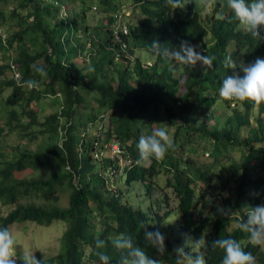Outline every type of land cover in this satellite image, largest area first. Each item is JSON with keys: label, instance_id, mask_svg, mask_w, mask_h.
I'll return each mask as SVG.
<instances>
[{"label": "trees", "instance_id": "1", "mask_svg": "<svg viewBox=\"0 0 264 264\" xmlns=\"http://www.w3.org/2000/svg\"><path fill=\"white\" fill-rule=\"evenodd\" d=\"M11 1L14 0H0V4ZM15 1L11 11L0 10V28L18 19L17 29L6 39L0 29L1 99L6 89L12 90L4 102L8 117L5 128L0 125V145L3 147L1 138L5 137V131L8 135L17 133L29 141L45 136L46 141L34 151L18 146L15 150L20 149V152L12 157L1 153L0 199L4 205L17 207L7 215H0V228L28 220L41 225H49L55 220L66 222L60 254L53 258L38 254L36 257L42 259L43 264H103L98 251L110 257L109 264H119L124 253L112 246L110 238L121 234L131 236L147 255L159 259L160 264H176L175 250L179 241L174 242L165 227L170 212L161 215V204L156 211L153 209L154 177L160 174L162 165L168 171H174V182L168 180V184L174 188L179 200L180 229L196 239L207 238L208 242L200 252L206 264H221L224 252L213 249L211 242L229 237L251 252L257 264H264V252L251 242L245 244L250 241L249 234L238 227L240 221L246 220L249 207L254 208L261 202L252 192L264 188V178L252 176L256 167L264 169V103L239 101L244 110L234 108L231 116H214L211 111L204 119L196 120L197 115L210 110L221 99L219 91L224 79L234 74L235 70L223 66L227 57L236 60L244 54L247 62H253L264 56V40L254 39L239 23L228 0L218 4L224 8L225 15L213 14L208 22H204L198 13H193L187 21L177 22L175 13L178 11L173 13L171 6H166V0H158L154 3L157 7L153 12L154 19L134 30L133 37L127 39L126 51L110 42L111 32L104 35L99 25L91 26L87 21L89 12L94 13L90 19L95 18L94 0H78L82 3L81 10L72 15L68 12V17L62 15L63 8L69 10L74 0ZM108 3L109 0H101L106 12L111 9L106 8ZM228 8L230 12L226 13ZM218 11L216 6L215 13ZM261 34L264 35V30ZM182 40L198 46L203 54L215 56L213 67L204 70L198 62L188 70L181 65L183 70L176 78L171 69L173 61L157 55L151 44L157 41L162 48L172 52L179 50ZM88 43H91L90 47ZM232 43H235L234 49ZM11 49L15 56L12 64L8 61ZM136 50H144L153 57V65L144 68L139 56L133 61ZM132 61L135 62L133 66ZM12 66L20 70L21 81L36 79L39 88L28 90L27 86H19ZM34 66L43 67L47 77L36 74ZM57 90L61 92L62 107L41 121L40 110L33 108V102H39L47 94L54 95ZM90 94H94L98 105L95 117L102 121L109 119L111 128H107L106 136H115L127 144L137 161L140 159L137 144L141 136H148L157 128H175L174 156L167 154L165 160L153 158L149 166L138 165L125 181L128 186L134 181L144 183L152 205L150 212L125 201L121 188H111V182H107L104 174L112 160L105 157V163H99L102 169L96 171L92 154L96 136H88L84 128L92 118H84L80 113L87 109ZM223 101L228 103V100ZM212 118L214 124L210 123ZM198 136L212 143L210 156L213 162L209 166H196L200 159L195 162L190 158L183 159L181 152H187L185 146L198 142ZM232 146L243 148L245 153L239 162L226 166L223 158ZM46 167L53 168L47 180H25L15 176L16 172ZM225 172L229 174L226 178ZM213 176L221 179L219 185L214 183ZM197 181L203 184V193L205 189H212L213 195L220 197L222 207L231 208L235 214L221 216L216 212L200 219L196 215L198 202L193 188ZM66 188L71 190V196L69 207L64 209L57 205L58 192ZM37 194L49 204L37 206L18 202L21 196ZM233 223H237V227L232 228ZM145 225L150 231L159 230L165 236V255H158L151 246L145 245ZM97 239L106 241L103 249L96 248ZM17 264H22L21 260L18 259Z\"/></svg>", "mask_w": 264, "mask_h": 264}, {"label": "clouds", "instance_id": "2", "mask_svg": "<svg viewBox=\"0 0 264 264\" xmlns=\"http://www.w3.org/2000/svg\"><path fill=\"white\" fill-rule=\"evenodd\" d=\"M198 1H202V2L197 3ZM155 2H158V0H109V3L106 5V8L110 7L111 9L108 12H106L105 8L102 7L100 0L98 4L93 5L94 7L93 10L96 11L98 10V8L101 9L100 12H103L104 14V16L102 17L103 20L102 22H100V24L95 23L96 25L94 24L93 25L94 26L99 25L104 35L107 34L108 32H111L113 36H112V41L110 42L114 46L119 47L122 51H126V49L129 46L127 39L130 36L133 37L134 30L142 26L143 23L147 21H152L154 19L155 16L153 12L156 11L157 9L156 5L154 4ZM211 2L215 3L213 14L225 15L224 8L218 6V4L223 3L221 0H212V1L166 0V6H171L173 13L175 10H177L178 14L175 13V20H177V22H183L193 17V13H198V15H201L202 18L204 10L209 5H211L210 4ZM216 6L220 9L218 13H215ZM228 6L233 11L235 18L239 21V23L242 26L245 27V29L251 34V36L254 39H259L261 41L264 40V35L261 34V31L264 30V0H228ZM68 12H70V10L64 7L62 11V15L64 14L63 16H66ZM229 12L230 10L228 8V11H226V13ZM213 14L206 18H202V20L204 22H208L209 18L213 17ZM0 32L2 31L0 30ZM7 37L8 35L4 34V38L6 39ZM90 44L91 43H88L87 46L90 47ZM151 47L153 48V50L157 55H163L164 57L169 58L172 61H175L178 65H184L185 68H188V70L194 68L198 62L204 68V70L208 68H212L214 65V61L216 60L215 56L201 53V50L197 49L198 46L192 45L187 40H182L179 46V50L172 52H170L168 48H162V46L157 41H153ZM141 51L146 53L145 56L149 60H145L144 62L142 55L140 53H139L140 55H138V50H136L135 56L132 57V60L134 61L136 57L139 56L142 59V63H143L142 66L144 68L151 67L154 63V58L147 55L148 53L146 51L140 50V52ZM10 54L11 56L8 59V61L10 62V64H12V61L14 60L15 57L14 51L12 49L10 51ZM133 61L131 66H133V64L135 63ZM223 66L225 68L232 70H235L237 68L236 61L231 56L227 57L223 61ZM12 68L14 70L13 71L14 77L15 79H17V83L19 86L21 87L27 86L28 90L39 88L38 80L28 79L21 81L20 70L14 66H12ZM240 69L244 73L243 77H241L238 73L227 76L224 79L223 84L220 88L219 95L223 99L228 100L227 106L229 105L228 106L229 108L230 107L232 108V103L233 102L236 103L237 100L239 101L249 100L256 104L264 103V56L260 58L258 57L255 60V62L251 65L248 66L240 65ZM33 70L41 78H46L48 75L47 71L43 67L34 66ZM58 96L61 97V92L59 90H57L56 94L54 95L47 94L46 97H43L41 100L45 98H57ZM37 103L38 101L33 102V104H37ZM36 107L40 110V112L42 111V109L39 106V103L36 105ZM87 130L88 129H86V131ZM106 132L103 135L102 139H108L112 137V136L107 137ZM85 135L87 134H84V136ZM94 139H96V137ZM2 144H4L3 141ZM125 145L128 148V145L127 144ZM0 148L2 149L1 145ZM20 148H22V150L25 149L23 148L22 145ZM173 148H174V141L172 136L168 133V131L165 128L154 129L150 135L141 136L139 138L137 149L139 151L140 159L138 161L135 159L134 154L130 150H128L133 157V166L127 170L124 176H118L116 178L111 179L105 174V177L108 179V181L111 182V188L118 189L117 181L120 184L124 183V181L127 180L130 171L134 170L138 165L142 167L144 166V164L145 166H149V164L152 163L153 158L157 161H161L165 158L166 153ZM17 152L19 153L20 149L17 150ZM92 154H93V159L96 160V162L100 164L105 163V159H104L105 157H103L102 160H98L94 158V151ZM108 166L106 167L105 172ZM170 173H172L174 176L173 170L170 171ZM259 191H263V188L262 190ZM27 197H30V195ZM0 201L1 203L3 202L2 199H0ZM3 206H7V205L3 204ZM249 208L250 210L246 214V220L244 219L240 221L238 223V227L241 231L249 234L250 242L253 246H257V245L264 246V205L256 206L254 208L251 207ZM217 212L221 216H232L235 214V212H233L231 208H223V207H217ZM200 216L202 215L199 214L200 219L204 217V215L202 217ZM237 216H239V214ZM55 221H61V220H55ZM25 222H32L41 225L35 221H30V220ZM14 224H20V223H14ZM14 224L9 225L8 228L7 227L0 228V264H17L18 259L21 260L22 264H43L42 259H37L36 257L38 254L44 256L43 252L39 251L36 252L35 254V252L31 251L30 249H25L23 251V249L18 246V241L11 232V227ZM49 225H42V226H49ZM190 234L191 233L185 234L184 236L185 243L184 246L182 247H178V244L180 243L179 239L174 241V242L179 241V243L176 244L177 249L175 250L176 264H206L204 255L200 253L201 248L205 247L206 243L208 242L206 236H204L203 238L200 237L199 239H196L194 236L193 238ZM143 236L146 246H151L158 255H165L166 238L159 230L150 231L148 229V226L145 225ZM110 240L112 246L115 249L121 250L122 253H124L120 257L119 264H160L159 259L147 255L144 248L137 245L131 236H126L121 234L118 237L110 238ZM60 243H61V239H60ZM95 244L97 249H103L106 245V241L104 239H97ZM211 247L213 249H220L224 252V257L221 261V264H257L256 258L253 256V254L251 252L245 251L242 248L241 244L237 240L231 237L218 238L215 241L211 242ZM60 251L58 255L60 254ZM97 255L99 257V260L102 261L103 264H109L110 257L105 252L98 251Z\"/></svg>", "mask_w": 264, "mask_h": 264}, {"label": "rangeland", "instance_id": "3", "mask_svg": "<svg viewBox=\"0 0 264 264\" xmlns=\"http://www.w3.org/2000/svg\"><path fill=\"white\" fill-rule=\"evenodd\" d=\"M212 1V0H210ZM15 0L9 4L1 3L0 4V10H11V7H14ZM202 1H198L197 3H200ZM99 1L94 0V5L98 4ZM82 3H80L78 0H74V4L71 5L70 10V15L74 12H78L81 10ZM209 5L203 12V17L206 18L208 16H211L214 11L215 3H210ZM98 8V7H97ZM101 9L98 8V10L94 11L96 15H93L95 17L94 19H90L93 12H89V17L87 21H90V25L94 26L93 24H100L103 20V12H100ZM130 14V13H129ZM64 15V14H63ZM17 20L11 21L8 25L6 23L4 26H2L0 29L6 33L8 36H10L15 29H17ZM2 20H0V23ZM9 27H12L13 29L9 30ZM232 49L235 48V43L232 45ZM142 55V58L145 62V60H149L145 56V52H140L138 50V55ZM84 60V59H83ZM237 68L234 71V74L238 73L241 77H243L244 73L240 69V65L248 66L253 64L254 62H247L244 58V55L241 54L236 60ZM153 62V61H151ZM85 67V65H84ZM171 69L174 71V76L176 78H179L181 71L183 68L181 65H178L175 61L172 62L171 64ZM114 74H112L113 77ZM116 78V76H114ZM183 80V79H182ZM115 82V81H114ZM182 88V87H181ZM182 92H184V89H181ZM12 90L11 88H8L5 90V92L2 95V99L0 97V125H2L3 128H5V121L6 118L8 117V111L5 106V100L6 98L11 94ZM210 96V94H208ZM213 96H216V94H213ZM221 99L217 100V102L212 106V108L206 109L203 114H199L196 116V120L200 121L205 118V115L210 113L211 111L214 113L213 115H223V116H231L233 113L234 108H239L240 110H244L243 105H239V100L236 103H232V108L227 106V103L223 101V98L219 96ZM39 103L40 108L42 109V112H40V119L43 121V119L53 113H56L60 108L62 107L61 105V97L58 96L57 98H45L41 100ZM37 103V104H38ZM37 104H33V108L36 107ZM87 109L82 110L80 113L84 118H92L88 126L84 127L85 129H88L87 132H89L88 136L96 135L97 133L100 132L102 138L105 132L107 131V128H111V125L109 123V119H106L104 121L100 120V118L95 117L96 112L95 109H97V102L94 97V94H90L87 96ZM84 107V108H85ZM257 111L254 112V114L257 115ZM210 123L214 124L215 121L214 119H210ZM255 125V124H254ZM83 128V129H84ZM165 128L168 133L172 136L173 141L175 140V128L174 127H163ZM5 137L1 139L3 141V147L2 149L0 148V155L1 153L5 154V157H12L14 153H18L17 150H15L16 147L21 145L23 148L27 150H36L40 147L43 146L44 141H46L45 136L40 137L38 140L31 141L29 142L27 139L22 138L19 136L17 133H11L8 135L7 131H5ZM93 137V136H92ZM199 137V136H198ZM182 140V137L180 138ZM193 145L190 146L187 145L185 146L188 148L184 152L182 151V156L183 159L190 158L193 161H198L196 163V166L202 167V165H210L213 162V158L210 156L211 150H212V143L208 141L207 139H203L199 137L198 142L194 143L192 142ZM245 153V150L241 147H228V153L226 154L227 157H221L223 158V164H226V166H230L233 162H239L243 154ZM168 155H173V149L172 151H168L165 155V159ZM163 159V160H165ZM1 161V157H0ZM184 161H186L184 159ZM194 161V162H195ZM205 162V163H204ZM163 163V162H162ZM161 163V164H162ZM95 169L97 172H99L102 167L101 165L96 162L95 163ZM254 164V163H253ZM145 166V164H144ZM193 169V168H191ZM221 170V168H219ZM51 173H53V168L51 167H46L41 170H32V169H27L23 172H16L15 176L19 179H31V178H37V179H42V180H47ZM219 173V172H217ZM106 174V172H105ZM104 174V175H105ZM220 174V173H219ZM229 176L227 172L224 174V178ZM253 177H260L264 178V169L260 167H256L253 172H252ZM173 179V174L170 173L166 169L165 166L162 167L160 166V174L154 177V183L156 184V188L154 191V204H153V209L156 211L159 208V204L162 205L163 209H160V214L163 215L167 211L170 212V215L166 218V224L165 227H167V234L170 236V238L175 241L178 240L180 243L178 244V247L184 246V236L185 233L182 232L180 229L179 222L181 220V212L179 210V202H178V197L174 191L173 187H170L168 184V180ZM107 180V179H106ZM213 181L214 183H217L218 185L221 183V179L219 177H214L213 176ZM109 183V181L107 180ZM118 188H121L124 193H125V201L128 203L132 204L135 208L140 209L144 212L151 211V204L149 198L146 196V188L144 183L139 182V181H134L131 185H126L125 181L124 183L120 184L117 181ZM203 184L199 181L195 182L193 184V188L195 191V198L196 201L198 202L197 205V210H196V215L199 216L200 213H202L204 216L208 214H215L217 212V207H222V202L219 196L213 195V190L212 189H205L206 191L203 193ZM204 187H207L205 184ZM59 194V202L58 206L61 208H68L69 207V201H70V196H71V190L70 189H63L58 192ZM165 195L167 197V200H165ZM252 195H256L260 197L261 202L257 204L256 206L264 205V188L263 191L259 190H254L252 192ZM20 204L23 205H30V204H35L37 206L40 205H48L49 203L46 202V200L43 197H40L38 194L37 195H30V197H23L21 196L18 200ZM51 202V201H49ZM17 207V205H7L3 206V204L0 201V215H5L8 214L11 210H14ZM169 208V209H167ZM246 209V208H245ZM149 211V212H150ZM202 215V216H203ZM200 216V217H202ZM237 226L236 223L232 224V228H235ZM67 229V223L64 221H54L51 225L49 226H42L38 225L32 222H24L20 224H14L11 227V232L13 233L14 237L18 241V246L23 249H30L31 251L35 252H43V255L47 258L50 257H55L58 255L59 251L61 250V243L60 239L62 238V235L64 231ZM192 237L193 235L190 234ZM194 238V237H193ZM250 241H246L248 243ZM259 246V250L264 252V246ZM18 247V248H19ZM20 249V248H19Z\"/></svg>", "mask_w": 264, "mask_h": 264}, {"label": "built area", "instance_id": "4", "mask_svg": "<svg viewBox=\"0 0 264 264\" xmlns=\"http://www.w3.org/2000/svg\"><path fill=\"white\" fill-rule=\"evenodd\" d=\"M93 145L94 158L102 160L103 157H108L113 162L106 170V176L109 178L124 176L127 170L133 166V157L119 138L112 136L102 139L100 133H97Z\"/></svg>", "mask_w": 264, "mask_h": 264}]
</instances>
